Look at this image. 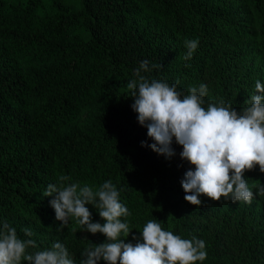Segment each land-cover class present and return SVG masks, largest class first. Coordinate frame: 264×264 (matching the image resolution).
<instances>
[{
    "label": "trees",
    "instance_id": "1",
    "mask_svg": "<svg viewBox=\"0 0 264 264\" xmlns=\"http://www.w3.org/2000/svg\"><path fill=\"white\" fill-rule=\"evenodd\" d=\"M194 39L186 60L185 41ZM144 60L149 80L176 84L182 96L204 84L205 108L223 99L240 111L258 94L256 82L264 86V0H0V224L39 250L60 242L80 264L84 249L106 238L72 219L57 231L54 197L43 193L61 176L94 191L111 180L131 213L121 218L132 233L126 243L156 219L205 241L207 258L197 264H264L256 187L264 173L258 165L245 173L251 204L187 203L181 181L192 166L182 147L173 139V157L153 152L131 107L127 84Z\"/></svg>",
    "mask_w": 264,
    "mask_h": 264
},
{
    "label": "clouds",
    "instance_id": "2",
    "mask_svg": "<svg viewBox=\"0 0 264 264\" xmlns=\"http://www.w3.org/2000/svg\"><path fill=\"white\" fill-rule=\"evenodd\" d=\"M198 45L197 39L185 41L184 59H191ZM149 64L142 61L134 72L135 79L127 84L134 101L131 107L153 141L147 145L153 152L173 157V139L182 147L180 158L192 166L181 181L185 201L196 207L201 206V197L251 204L254 193L245 173L257 165L264 173V86L256 82L258 94L240 111L223 99L209 102L205 108L206 85L191 87L182 96L176 84L142 75L151 71ZM156 67L161 66L152 65ZM142 146H146L144 142ZM59 180V185L49 184L43 193L44 197H54L50 206L60 222L57 231L68 227L72 219L87 233L106 238L99 245L85 248L80 264H197L207 258L204 240L183 239L164 230L156 219L149 220L138 237L132 236L135 243H126L132 233L121 218L131 213L120 202V192L111 180L95 191L87 183H67L68 176ZM256 187L258 195L264 196V184ZM89 205L98 210L103 224L93 222ZM24 233L33 235L29 229ZM22 260L28 264H74L64 244L56 242L50 249L39 250L34 240L19 238L7 222L0 224V264H21Z\"/></svg>",
    "mask_w": 264,
    "mask_h": 264
},
{
    "label": "rangeland",
    "instance_id": "3",
    "mask_svg": "<svg viewBox=\"0 0 264 264\" xmlns=\"http://www.w3.org/2000/svg\"><path fill=\"white\" fill-rule=\"evenodd\" d=\"M83 121H84V119H83Z\"/></svg>",
    "mask_w": 264,
    "mask_h": 264
}]
</instances>
